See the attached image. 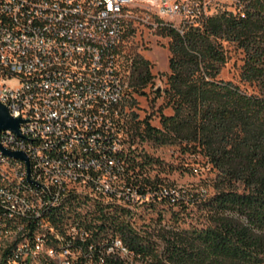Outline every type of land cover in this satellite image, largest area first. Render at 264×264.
I'll list each match as a JSON object with an SVG mask.
<instances>
[{"label":"built area","instance_id":"obj_1","mask_svg":"<svg viewBox=\"0 0 264 264\" xmlns=\"http://www.w3.org/2000/svg\"><path fill=\"white\" fill-rule=\"evenodd\" d=\"M236 0H5L0 4V18L15 21V29H1L0 89L6 88L14 118L21 117V135L11 131L0 134L3 148L23 152L28 162L0 154L20 167L29 185L43 187L48 204H32L30 199L5 189L10 172L0 169V212L5 229L0 230V264H80L86 250L107 249L114 253L122 247L119 241L92 243L94 230L73 224L43 226L37 211L73 197L76 202L93 198L94 205L125 202L133 205V188L125 179L127 168L115 155L72 154L66 158L45 155L46 176L54 179L56 189L48 192L42 179L34 178L32 158L40 152L39 141L82 142L87 147L120 146L128 143L126 103L132 92L136 59L130 52V39L139 13L152 27L175 28L185 33L187 25L200 22L222 9L221 2ZM53 55H69L74 64L56 67ZM119 55L120 62H113ZM90 104L91 112H79L78 105ZM96 108L107 110V118H99ZM82 167L96 170L94 180L82 178ZM123 185L121 186V182ZM92 187V194L81 193L80 186ZM104 188L105 196L97 197ZM107 188H115L114 196H106ZM12 235L11 247H2L3 234ZM31 239V246L15 249V242ZM93 254V253H92ZM91 260L85 264H103Z\"/></svg>","mask_w":264,"mask_h":264},{"label":"trees","instance_id":"obj_2","mask_svg":"<svg viewBox=\"0 0 264 264\" xmlns=\"http://www.w3.org/2000/svg\"><path fill=\"white\" fill-rule=\"evenodd\" d=\"M235 5L233 12L222 8L198 25H187L184 34L173 27L159 28L171 42V74L168 87L155 89V95H165L173 115H161L159 128L147 119L142 130L135 122L127 124V133L134 137L158 146L178 143L212 165L214 192L204 200L205 226L167 230L159 252L152 237L134 227L131 208L116 200L94 205L69 196L45 213L52 224L94 230L86 246L100 240L122 246L114 253L86 250L80 264L99 259L103 264H264V0H236ZM224 41L236 42L246 55L241 80L259 87L258 94L220 78L227 62ZM154 78L149 61L136 60L132 90L144 93ZM108 154L127 168L130 195L177 203L174 191L147 175L141 179L151 160L138 162L134 152L116 144Z\"/></svg>","mask_w":264,"mask_h":264},{"label":"rangeland","instance_id":"obj_3","mask_svg":"<svg viewBox=\"0 0 264 264\" xmlns=\"http://www.w3.org/2000/svg\"><path fill=\"white\" fill-rule=\"evenodd\" d=\"M235 2H221V6L233 12ZM142 18H145V15L139 13V21L133 24L130 52L136 60L144 58L149 61L151 74L155 78L153 86L150 84L145 88V94L132 90L125 107L128 121L135 122L141 130L144 119L150 120L152 126L159 128L161 115H173V109L165 95L160 97L155 95L158 86L164 90L168 87V78L171 74L169 71L171 42L168 37L161 34L159 28L150 25L153 20L146 22ZM235 43L223 42L227 62L221 70L220 78L239 85L249 94H258L259 87L241 80L246 55ZM127 139L126 151L134 152L138 162L151 160L152 165L145 167V175L141 179L147 175L152 182L163 184L177 195V203L148 195L146 202L133 205L134 227L145 236H151L157 251L160 252L166 245L163 236L167 230H192L194 227L205 226L207 211L204 200L214 192L211 186V178L214 177L212 165L203 155L183 149L178 143L158 146L131 134H128ZM120 183L122 186V181ZM85 189L89 191L87 185L80 186V191H86ZM135 199L140 200L137 195ZM120 204L126 206L125 202ZM123 255L128 254L123 251Z\"/></svg>","mask_w":264,"mask_h":264},{"label":"bare ground","instance_id":"obj_4","mask_svg":"<svg viewBox=\"0 0 264 264\" xmlns=\"http://www.w3.org/2000/svg\"><path fill=\"white\" fill-rule=\"evenodd\" d=\"M5 0H0V4H4ZM1 29H15V21L10 20L8 18H0V35ZM113 62H120L119 55H112ZM53 65L56 67H64L65 65L74 64L73 57H69V55H53L52 56ZM0 99H8V93L6 88L0 89ZM11 112L10 106L5 105ZM79 112H91L90 104H80L78 105ZM96 115L99 118H107V110L104 108H96ZM3 147V143H0ZM118 147V145H117ZM39 149L40 152H36L32 158V165L34 170V178L42 179V183H46L48 188V192L55 191L56 185L55 180H49V176H46L45 169V155L46 156H58V158H66V156H70L72 154H87V157H95L97 154H108L110 152V145H97L93 148L87 147V141L82 142H54V144H48L47 141H39ZM0 154H3L0 151ZM0 169H4V171L10 172V180L5 181L4 187L7 190H10L14 193H19L20 198L30 199L32 204L39 203L38 199H40L41 204H48L47 196H43V187L36 186L32 187L29 185L28 178L25 173H22L20 167H12V160L0 158ZM82 178L86 180H94L96 178V170L91 167H82ZM87 189L89 191H80L74 192L75 196L81 198V193L92 194V187L87 185ZM84 190V189H83ZM105 196V189L98 188L97 189V197ZM106 196H113V188L106 189ZM69 197V196H68ZM68 197H63V201L53 202L51 205H46V207L37 211V217L39 219H43V226L53 225V218H48V215L44 216L45 213H49L52 211L53 207L56 205H60L64 202ZM91 201H94L93 198H86ZM65 203V202H64ZM68 204V203H67ZM5 229V222L2 218V212H0V230ZM12 244V235L10 233L3 234L2 236V247L7 248L11 247ZM31 246V239H22L21 241L15 242V249H22V247Z\"/></svg>","mask_w":264,"mask_h":264},{"label":"water","instance_id":"obj_5","mask_svg":"<svg viewBox=\"0 0 264 264\" xmlns=\"http://www.w3.org/2000/svg\"><path fill=\"white\" fill-rule=\"evenodd\" d=\"M160 91H163L162 87L158 86L156 88ZM25 122L21 117L14 118L11 115L10 110L4 105L0 103V134L3 133V131H11L15 133L16 135H21V125ZM0 151L3 153V155L10 156L12 158L18 159V160H24L28 162V157L23 152H11L7 150L6 148H3L0 144Z\"/></svg>","mask_w":264,"mask_h":264}]
</instances>
